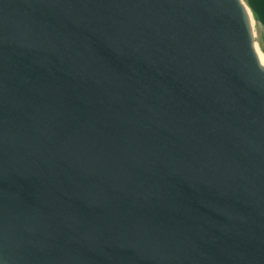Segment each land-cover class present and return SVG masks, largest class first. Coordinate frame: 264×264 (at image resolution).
I'll list each match as a JSON object with an SVG mask.
<instances>
[{"label":"water","instance_id":"obj_1","mask_svg":"<svg viewBox=\"0 0 264 264\" xmlns=\"http://www.w3.org/2000/svg\"><path fill=\"white\" fill-rule=\"evenodd\" d=\"M0 264H264L243 0H0Z\"/></svg>","mask_w":264,"mask_h":264},{"label":"crops","instance_id":"obj_2","mask_svg":"<svg viewBox=\"0 0 264 264\" xmlns=\"http://www.w3.org/2000/svg\"><path fill=\"white\" fill-rule=\"evenodd\" d=\"M253 19V34L264 52V0H243Z\"/></svg>","mask_w":264,"mask_h":264},{"label":"rangeland","instance_id":"obj_3","mask_svg":"<svg viewBox=\"0 0 264 264\" xmlns=\"http://www.w3.org/2000/svg\"><path fill=\"white\" fill-rule=\"evenodd\" d=\"M249 14H250V12H249ZM250 20H251V25H252V30H253V19H252L251 14H250ZM254 43H255L256 50L258 51V54L264 59V52L262 51V49L258 45L255 36H254Z\"/></svg>","mask_w":264,"mask_h":264},{"label":"bare ground","instance_id":"obj_4","mask_svg":"<svg viewBox=\"0 0 264 264\" xmlns=\"http://www.w3.org/2000/svg\"><path fill=\"white\" fill-rule=\"evenodd\" d=\"M258 56H259V59H260L261 63L264 64V59L259 54H258Z\"/></svg>","mask_w":264,"mask_h":264}]
</instances>
